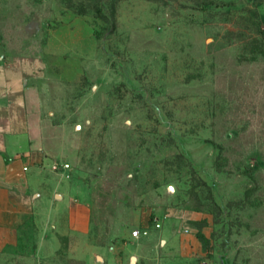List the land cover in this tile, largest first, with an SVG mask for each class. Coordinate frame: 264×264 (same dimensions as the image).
I'll use <instances>...</instances> for the list:
<instances>
[{"label": "rangeland", "instance_id": "1", "mask_svg": "<svg viewBox=\"0 0 264 264\" xmlns=\"http://www.w3.org/2000/svg\"><path fill=\"white\" fill-rule=\"evenodd\" d=\"M13 60L38 62L41 138L91 228L46 255L31 230L0 264L141 240L152 264H264V0H0Z\"/></svg>", "mask_w": 264, "mask_h": 264}, {"label": "crops", "instance_id": "2", "mask_svg": "<svg viewBox=\"0 0 264 264\" xmlns=\"http://www.w3.org/2000/svg\"><path fill=\"white\" fill-rule=\"evenodd\" d=\"M38 68L37 61L0 62V250L34 230L38 238L36 252L46 255L59 249L62 237L89 233L91 208L86 198L76 195L64 179L53 174L65 176L68 170L49 168L53 158L41 138L45 130H41L37 112L41 102L38 87L37 97H33ZM148 243L130 241L125 246L111 247L108 253L114 260L103 257V263L152 264L153 260L144 258ZM119 248L126 251L116 257ZM130 252L136 255L127 259ZM91 257L88 251L82 256L89 264Z\"/></svg>", "mask_w": 264, "mask_h": 264}, {"label": "built area", "instance_id": "3", "mask_svg": "<svg viewBox=\"0 0 264 264\" xmlns=\"http://www.w3.org/2000/svg\"><path fill=\"white\" fill-rule=\"evenodd\" d=\"M70 167V164L67 162H63V161H57V160H52L51 163V169H53L54 171H65L68 170ZM28 167L25 166V169H27ZM158 226H161V224L159 223ZM133 235L135 237H139L140 236V231L138 229L133 231Z\"/></svg>", "mask_w": 264, "mask_h": 264}, {"label": "water", "instance_id": "4", "mask_svg": "<svg viewBox=\"0 0 264 264\" xmlns=\"http://www.w3.org/2000/svg\"><path fill=\"white\" fill-rule=\"evenodd\" d=\"M133 259H135V258H133Z\"/></svg>", "mask_w": 264, "mask_h": 264}]
</instances>
